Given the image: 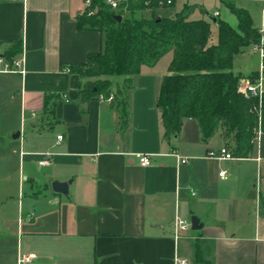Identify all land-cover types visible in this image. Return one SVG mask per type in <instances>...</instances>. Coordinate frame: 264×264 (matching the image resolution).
Wrapping results in <instances>:
<instances>
[{"label": "crops", "instance_id": "crops-1", "mask_svg": "<svg viewBox=\"0 0 264 264\" xmlns=\"http://www.w3.org/2000/svg\"><path fill=\"white\" fill-rule=\"evenodd\" d=\"M217 1L227 21L218 7L202 19L233 27L237 0ZM198 9L206 12L198 0H176L157 13L191 19ZM84 11V0L0 1V52L22 42L26 67L24 76L0 74V179L19 186L18 205L9 192L0 206V243L17 241L12 264H264V135L233 161L207 157L233 143L221 129L205 141L193 119L166 140L157 101L172 54L134 78L127 125L108 100L83 101L84 80L66 68L104 45L102 32L78 28ZM138 153L152 165L140 166ZM46 154L52 163L40 166ZM55 181H70L68 194L55 193ZM177 216L203 225L177 238ZM5 255L0 247V264H10Z\"/></svg>", "mask_w": 264, "mask_h": 264}, {"label": "trees", "instance_id": "trees-1", "mask_svg": "<svg viewBox=\"0 0 264 264\" xmlns=\"http://www.w3.org/2000/svg\"><path fill=\"white\" fill-rule=\"evenodd\" d=\"M127 5L132 17L145 12L149 16L127 18L123 12V20L118 22L116 12L104 0H93L96 13L84 11L76 18L79 29L98 30L104 35L101 52L91 54L85 64L66 68L84 80L82 100L113 96L112 107L120 114L122 124L127 125L134 78L143 67H154L172 54L157 101L164 138H177L185 120L193 119L199 123L205 141L221 129L224 138L233 143L235 157L248 158L255 149L253 141L258 130L264 134V100L260 106L258 100L247 98L240 91L244 76L233 71L235 56L260 44L264 37L249 11L231 5L238 27L218 21L219 41L210 44V21L190 19V12L174 18L157 13L174 4L161 7L157 0H128ZM2 45L0 42V48ZM22 52L23 43L12 42L0 56L15 59ZM257 76L258 72H254L248 78L254 81ZM117 78H122L123 83L115 86Z\"/></svg>", "mask_w": 264, "mask_h": 264}, {"label": "built area", "instance_id": "built-area-1", "mask_svg": "<svg viewBox=\"0 0 264 264\" xmlns=\"http://www.w3.org/2000/svg\"><path fill=\"white\" fill-rule=\"evenodd\" d=\"M176 0H157L159 6H171ZM104 2L114 11L116 15H121L120 13H128V0H104ZM85 11L89 15H94L96 9L93 7V0H84ZM219 13L216 12L215 16H218ZM252 52H258L263 58V61L258 70L257 78L252 81L250 78L242 79L240 91L247 97L258 100L259 105L261 106L264 100V37L262 38L260 44L253 45L251 47ZM24 52H22L15 59H8L5 56H0V74H19L24 76L26 74V67L24 63ZM103 99V98H101ZM114 99L113 96H110L108 99L109 102H112ZM261 129L258 130L256 137L254 138V145L260 144V141L263 136ZM59 140L62 139V136L58 137ZM51 154H46L43 159L39 162L40 166H48L52 163L50 158ZM140 166L149 167L152 165V157L149 154L138 153L135 154ZM182 164L188 162L187 158H182L177 155ZM207 157L210 159H216L220 161H233L237 157L231 152L227 147H223L220 150H211L208 152ZM227 172L223 171L220 173V177L225 178ZM194 195V194H193ZM174 229L176 237H180L182 234L187 233L191 229L190 221L177 216L174 220ZM176 264H188L186 260L177 259Z\"/></svg>", "mask_w": 264, "mask_h": 264}, {"label": "rangeland", "instance_id": "rangeland-1", "mask_svg": "<svg viewBox=\"0 0 264 264\" xmlns=\"http://www.w3.org/2000/svg\"><path fill=\"white\" fill-rule=\"evenodd\" d=\"M198 4H204L206 8V12L203 13L200 9L197 10L193 15H191V19H202L207 18L210 19L209 15H212L215 11V8L218 7L223 13H222V20L227 21V17L224 13L226 12V9L221 1L217 0H198ZM235 5L238 8H245L247 9L253 18L254 24L264 32V1L263 0H237L235 1ZM171 10H162V12L167 13ZM225 11V12H224ZM209 14V15H208ZM230 14V13H228ZM227 14V15H228ZM225 15V16H224ZM127 18H142L149 16V13H138L136 16L132 17L128 13L125 14ZM230 16V15H229ZM232 17L229 18L228 21L233 23V27H237L235 24L236 17L234 15H231ZM219 41L218 36V27L212 22V29H211V35H210V44H217ZM252 48H245L242 50L238 55L234 58V65H233V71L236 75H243L246 79L249 77L254 70H259L260 65L263 61L262 56L260 53L252 52ZM170 56V55H169ZM169 57H166L164 59V62L167 61ZM264 144V139H263ZM220 150V149H219ZM10 186V187H9ZM7 191V194H6ZM13 194L16 198V200L12 203H10L11 206L18 205V192H19V186L18 182L15 180L12 184H4L3 180L0 179V206L7 201L8 193ZM262 215H264V210H262ZM0 247L3 251H5V258L6 262L12 264L14 262V259L17 254V241L14 239L9 240L7 243H0Z\"/></svg>", "mask_w": 264, "mask_h": 264}, {"label": "water", "instance_id": "water-1", "mask_svg": "<svg viewBox=\"0 0 264 264\" xmlns=\"http://www.w3.org/2000/svg\"><path fill=\"white\" fill-rule=\"evenodd\" d=\"M115 19L118 21V22H121L123 20V17L121 15H116L115 16ZM214 22H216V19H214ZM19 134H17L18 136ZM16 136V137H17ZM70 181L69 182H60V181H55L52 183L51 187H52V190L55 192V193H60V194H68L69 192V185H70ZM191 223H192V229L193 230H198L202 227L203 224L200 223V220L193 216L191 218Z\"/></svg>", "mask_w": 264, "mask_h": 264}]
</instances>
